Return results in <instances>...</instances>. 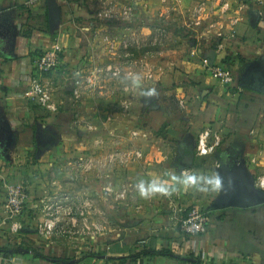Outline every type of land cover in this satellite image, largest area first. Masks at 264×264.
Listing matches in <instances>:
<instances>
[{"label": "crops", "instance_id": "1", "mask_svg": "<svg viewBox=\"0 0 264 264\" xmlns=\"http://www.w3.org/2000/svg\"><path fill=\"white\" fill-rule=\"evenodd\" d=\"M27 1L0 0V25L3 24L6 30L12 32V38L11 34L8 37L13 39L8 41L3 36L0 37V145L4 146V152L0 149V248L12 251L15 247L25 246V243L29 246L15 256L6 258L0 254V264H56L35 258L28 250L70 260L71 264H120V258L130 255L140 257L127 264H264V203L251 207H215L216 203L223 200L230 177L236 171L244 169L247 179L254 182L256 189L258 178L264 174V79L261 90L248 87L256 81L257 71L264 73V0H177L178 4H175V0H168L167 3L161 0L162 4L159 5L162 15L177 11L178 14L189 15L190 19L196 17L198 8L205 7L202 14L204 27L193 28L195 38L192 41L183 42L179 36H175L173 44L167 45L169 49H162V67L159 70L163 90V142H169L183 132L177 128V122L172 126L167 122L171 119L170 115L177 112V108L170 105V97L173 95L170 88H175L177 100L183 106L187 103L186 113L196 115L198 122L192 126L193 130L183 132L176 139V154L172 162L167 163L168 156L165 154L157 170V165L145 164L142 160L144 176L147 174L146 180L149 179L154 169L164 180H168L173 173L180 175L181 172L219 174L223 187L212 202L197 206L193 200H186V204L195 205L208 214L207 232L186 236L181 231L180 223L188 212L182 217L172 214L153 222H139L137 227L118 240L100 243L92 253L82 255L75 254L69 248L54 247L52 243L45 244L38 240L35 230L27 227L32 220L25 213L10 218L7 212L6 181H18V178L12 176L15 165L23 162V155L29 151L35 154L36 159L54 151L55 145L36 154L34 136L38 129L44 131L49 128V121L52 119H45L48 123L46 126L40 123L44 120L43 117L48 116L47 111L55 110L40 106L28 98L31 80L38 74L42 78L36 65L42 54H59L62 65L72 75L92 73L88 69L92 62L95 68L100 69L111 62H122L120 46L109 55L103 40V36L112 28L99 25L96 19L98 7L104 2L115 0H54L61 10L60 20L56 25H51L50 22L49 0H38L34 6H27ZM116 1L121 4L133 2ZM140 2L151 10L156 4L155 0ZM226 3L230 10L222 19ZM135 8L138 12L136 4ZM236 18L238 22L234 24L233 20ZM127 31L133 34L130 35L132 40H129L131 52L139 62L137 65L124 66L123 72L132 73L138 80L131 87L137 89L131 110L141 107L144 112L142 120L145 121L150 116V111H161L153 100L146 101L145 97L148 92L146 89L150 87L147 80H144L149 76V70L144 66L149 52L145 47L140 51L143 45H147V42H143L146 40L140 38L145 36L135 33V29L128 28ZM0 32L5 31L0 28ZM206 60L229 69L233 75L232 85L225 87L218 82L206 69ZM140 63L143 65L139 66ZM181 86L186 88L182 89ZM66 92L72 98L71 85ZM227 111H231L236 119L235 130L220 149L208 156H198L195 150L198 127L214 126L212 123L219 122L221 113L225 114ZM82 118L91 120L92 129H101L105 119L101 115L94 116V120L86 115ZM136 118L132 114L127 122L133 123ZM4 125L12 129L13 135L9 159L5 152L7 133L2 130ZM86 128L87 126H80L79 129V144L85 150L92 138V135L87 134ZM102 137L100 132L94 136V143L98 145L97 153ZM216 138L221 139L219 134ZM187 140L195 143L194 150H182L184 146L187 147ZM184 156L189 158L186 163L180 159ZM105 184L97 181L98 190L103 189L105 186L102 185ZM181 189L183 187L179 186L180 191ZM107 190L110 188H105ZM180 191L178 195L184 196ZM29 204L32 207L31 202ZM159 251L166 252L167 255L153 254Z\"/></svg>", "mask_w": 264, "mask_h": 264}, {"label": "rangeland", "instance_id": "2", "mask_svg": "<svg viewBox=\"0 0 264 264\" xmlns=\"http://www.w3.org/2000/svg\"><path fill=\"white\" fill-rule=\"evenodd\" d=\"M175 1V4H178V1ZM155 2L152 10L146 5L142 6L140 0L130 2L138 6V12H135V18L131 21L118 23L99 19L97 21L101 26L112 28L111 33L108 32L103 36L104 38L102 37L109 50V55L113 47L112 51H115L117 46H121L126 40H132L130 35L133 36V34L127 31L128 28L135 29L137 31L135 33L145 36L140 38L146 40L143 42H147V45H143L140 51L145 47L149 52L148 59H145L147 63L144 64L149 70V76L144 80H147L150 85L146 89L147 93L151 92L150 95L145 94V97H147L146 101L153 100L160 107L161 113L150 111V116L143 121L144 112L140 109L141 107L131 110L137 92V89L134 90L131 87L138 81L131 73H127L128 75L124 73L120 79L107 78V82H104L105 77L102 78L103 81L97 77L96 85L85 92L80 99H75L71 98L66 90L83 75H72L67 71L61 63L59 54H56V61L51 70L41 72L42 82L48 86L53 98L55 111H47L48 116L42 118L44 120L40 125L46 126L48 123L45 119H52L46 130L52 132L56 138L54 151L38 159L32 151H29L28 154L23 155L22 160L24 161L15 165L12 176L18 178V181L6 182H8L7 190L9 187L21 186L27 190L32 200L29 202L38 204L39 208L34 211L28 203L23 213L32 220L27 227L33 228L36 238L45 244L52 243L54 247L69 248L75 254H89L94 248L99 247L100 243L105 244L118 240L137 227L139 222H153L162 216L172 214L182 217L195 206L186 204V200H193L197 206H202L203 203L212 202L215 198L217 192L202 193L191 188H183L184 190L180 191L179 186L171 195L157 194L142 198L135 187L140 179L148 178L147 174L144 176L142 160L145 164L157 165V170L165 154L168 156L167 163L172 162L176 154L174 148L176 139L181 137L183 132L189 133L193 130L192 126L198 122L196 115L186 113L187 103L183 106L177 100L175 88H170L173 92H171L173 95L170 97L172 100L170 105L175 106L177 112L170 115L171 119L167 122L170 126L177 122V128L183 132H180L177 138L163 142V90L162 77L159 78L162 57L160 54L163 48L173 44L175 36H179L183 42L194 40L193 28L196 27L195 23L198 19L194 16L190 19L189 15L178 14L177 11L162 15L159 7L162 4L161 0H155ZM110 4H113L116 9L124 5L116 0L104 2L97 11ZM120 51L124 53L122 47ZM109 65H115V62L106 64L103 70L105 71ZM142 65L143 63L139 64V66ZM88 67L92 72H98L100 69L95 68L93 62ZM181 87L186 88V86ZM132 114L137 118L133 123H128L127 120L131 119ZM84 115L90 119L101 115L105 118L103 127L101 129L90 128L91 120L83 119ZM220 116L219 122L212 123L214 126L201 125L198 127V134H195L196 142L199 141L201 135L209 132V144L219 142L216 150L225 144V140L235 130L236 119L231 111L221 113ZM80 126H87L85 129L87 134L92 135L86 144V150L79 144ZM98 132L103 134L100 140L102 143L99 145V152L104 151L103 162L105 159L110 162L109 167L100 170L103 171L102 174H97L98 168L95 167L99 162L96 160L99 153H97L98 145L94 143V136ZM217 134L221 139L216 138ZM145 135L147 137H144ZM138 154H141V157ZM99 157L102 156L99 155ZM86 163H88L87 166H85ZM156 169L150 173L149 179L155 177L162 179V175L159 176ZM204 174L211 175L207 172ZM97 181L99 184L105 182L106 184L102 186L110 190L105 191V187L98 190ZM179 191L184 193V196H179ZM47 222L53 225V230L50 232L44 230V225L42 227V224ZM24 245L23 249L29 246L26 243Z\"/></svg>", "mask_w": 264, "mask_h": 264}, {"label": "built area", "instance_id": "3", "mask_svg": "<svg viewBox=\"0 0 264 264\" xmlns=\"http://www.w3.org/2000/svg\"><path fill=\"white\" fill-rule=\"evenodd\" d=\"M38 0H28L27 6H34ZM163 3H167L168 0H162ZM119 6L117 5V8ZM205 7H200L196 10V18L198 21L195 23V26H201L203 24L204 16L202 15ZM225 11L223 13V18L226 13L229 11V4L225 6ZM135 3H128L121 6L119 9H116L113 4H110L108 7H101L100 10L96 13V19L106 22H121V21H131L135 18ZM198 15V16H197ZM238 22V18L233 20ZM221 37V34H218ZM109 37V36H108ZM108 41V40H107ZM114 43V41L112 42ZM124 50L123 56L121 57V61L119 64L109 65L106 67L104 71L103 68L99 69L98 72H92L88 75H83L78 80L74 82L72 85V98L80 99L85 92H87L91 87L96 85L95 79L98 77L102 80L105 77L104 82H107L108 79H120V77L124 74L123 68L124 66H128L131 64H138V60L134 58L133 53L131 52V43L126 40L120 46V48ZM114 49V47H113ZM112 49V50H113ZM111 50V51H112ZM56 52H46L42 55L37 62L38 72L50 71L52 66L56 61ZM205 67L208 72L213 75L218 82H220L225 87L231 86L233 83V75L232 72L224 67L215 65L211 63L209 60H206ZM132 74V73H131ZM130 74V76H131ZM128 75V74H127ZM108 78V79H107ZM103 81V80H102ZM29 99L34 103L46 107L48 109L55 110V105L53 102V98L51 96L50 90L46 84L42 82L41 75H36L34 79L30 82V90H29ZM138 134V133H137ZM135 134V135H137ZM144 137H147L146 135ZM210 133L207 132L200 136L199 141L196 144V153L198 156H208L212 154L219 142H216L213 145L209 144ZM141 157V154H138ZM256 187L261 191H264V174L261 175L257 182ZM30 196L23 187H9L7 190V212L10 218L17 217L23 213L25 206L29 203ZM39 208L38 204H32V209L37 210ZM209 222L208 214L203 211L201 208L197 206H193L187 217L181 220L180 228L183 234L186 236H197L205 234L208 230L207 225ZM44 225L45 231H52L53 225L50 223L42 224Z\"/></svg>", "mask_w": 264, "mask_h": 264}, {"label": "water", "instance_id": "4", "mask_svg": "<svg viewBox=\"0 0 264 264\" xmlns=\"http://www.w3.org/2000/svg\"><path fill=\"white\" fill-rule=\"evenodd\" d=\"M244 1H254V0H244ZM48 6L50 9V22L51 25L58 24L60 20L61 10L58 7L57 3L54 0L48 1ZM0 28L3 29L5 32H0V37H4V40H11L12 32L6 30L3 27V24L0 25ZM11 34V35H10ZM11 36L8 37V36ZM12 46V43L10 44ZM255 79L253 85L248 86L250 89L253 90H261L262 82L264 79V73L261 71H257L255 73ZM5 126V125H4ZM4 132L7 133L6 140H5V152L7 154V159H9V147L11 146L12 142V129L10 127H6L2 129ZM237 173L231 175V179L229 182V186H227L226 194L224 195L223 200L216 203V208H228V207H251L256 206L264 203V191H260L255 188L254 182H250L247 179L246 173L244 169H240L236 171Z\"/></svg>", "mask_w": 264, "mask_h": 264}, {"label": "clouds", "instance_id": "5", "mask_svg": "<svg viewBox=\"0 0 264 264\" xmlns=\"http://www.w3.org/2000/svg\"><path fill=\"white\" fill-rule=\"evenodd\" d=\"M148 95L151 92L147 93ZM177 186L184 189H194L198 192H220L223 187L222 178L219 174L208 175L197 171L181 172L180 175L171 174L168 180L159 177L140 179L136 184L138 194L142 198L152 195H171L177 190Z\"/></svg>", "mask_w": 264, "mask_h": 264}, {"label": "flooded vegetation", "instance_id": "6", "mask_svg": "<svg viewBox=\"0 0 264 264\" xmlns=\"http://www.w3.org/2000/svg\"><path fill=\"white\" fill-rule=\"evenodd\" d=\"M55 142H56V139H55V136L52 133H49L46 130L43 131V129L42 130L41 129L40 130L38 129V131L35 132V136H34V143H35V147H36V154L40 153L45 148H48V147H51V146L55 145ZM185 145L187 147L184 146L182 148V150L192 151V150L195 149V143L193 141L187 140ZM0 149H1V152H4V146H1L0 145ZM103 154H104V151H101V153L99 152V155H101L102 157H99V155L96 157V160H99L98 164L95 166L96 169L98 168L97 171L99 170L97 172L98 174H101L100 172H103V171H100L101 169L104 170L106 167H109L110 166L109 165L110 162H107L106 159L104 160L105 162H103V159H102L103 158ZM180 159L182 160L181 162H184V163H186V162L189 161V158H187L185 156L182 157V158H180ZM87 165H88V163L85 164V166H87ZM81 167H82V165H81ZM98 177H99V175H98ZM100 179H101V177H100ZM111 185H113V184H111ZM105 188H107V187H105Z\"/></svg>", "mask_w": 264, "mask_h": 264}, {"label": "trees", "instance_id": "7", "mask_svg": "<svg viewBox=\"0 0 264 264\" xmlns=\"http://www.w3.org/2000/svg\"><path fill=\"white\" fill-rule=\"evenodd\" d=\"M22 247H23L22 245L18 246L17 249L12 250V251H9L7 248H0V254L3 255L6 258L10 257V256H15L17 254H20L23 251ZM28 252L30 254H32L35 258H38V259L50 261V262H53V263H56V264H62V263L71 264L70 260H65V259H62V258H57V257H52V256H49V255H45V254H43L41 252H38L37 250H28ZM153 254L154 255H167L166 252H162V251L153 252ZM138 256L139 255H130V256H127V257L120 258L119 259L120 264H127L128 262H134V261H136Z\"/></svg>", "mask_w": 264, "mask_h": 264}]
</instances>
